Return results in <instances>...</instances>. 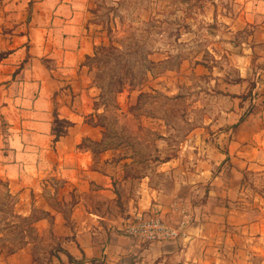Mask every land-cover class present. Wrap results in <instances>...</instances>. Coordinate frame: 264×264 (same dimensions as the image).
I'll use <instances>...</instances> for the list:
<instances>
[{"label":"crops","instance_id":"crops-1","mask_svg":"<svg viewBox=\"0 0 264 264\" xmlns=\"http://www.w3.org/2000/svg\"><path fill=\"white\" fill-rule=\"evenodd\" d=\"M192 1L144 7L154 15ZM221 2L220 60L238 80L214 74L216 115L191 135L196 170L166 193L95 153L101 111L86 64L105 39L93 0H0V194L33 233L13 251L0 246V264H264V0ZM156 210L170 226L187 215L184 236L127 235Z\"/></svg>","mask_w":264,"mask_h":264},{"label":"rangeland","instance_id":"rangeland-1","mask_svg":"<svg viewBox=\"0 0 264 264\" xmlns=\"http://www.w3.org/2000/svg\"><path fill=\"white\" fill-rule=\"evenodd\" d=\"M145 1L93 0L91 21L105 39L86 64L97 94L95 107L101 111L96 122L103 136L94 149L96 155L111 153L133 178L146 174L150 184L168 193L196 170L201 153L194 143L197 135H191L216 115L219 83L214 74L226 69L229 81L238 78L224 57L220 60L225 47L219 35L226 32L220 15L228 5L194 0L155 8L150 15ZM198 65L214 73L198 74ZM121 158L125 163L120 164ZM10 209L0 194V246L13 251L32 229Z\"/></svg>","mask_w":264,"mask_h":264},{"label":"built area","instance_id":"built-area-1","mask_svg":"<svg viewBox=\"0 0 264 264\" xmlns=\"http://www.w3.org/2000/svg\"><path fill=\"white\" fill-rule=\"evenodd\" d=\"M188 225V216L182 215L175 225L166 224L159 213L155 211L147 218L137 217L127 226V235L141 243L169 242L184 236Z\"/></svg>","mask_w":264,"mask_h":264},{"label":"trees","instance_id":"trees-1","mask_svg":"<svg viewBox=\"0 0 264 264\" xmlns=\"http://www.w3.org/2000/svg\"><path fill=\"white\" fill-rule=\"evenodd\" d=\"M251 97V91L246 95V96H244L243 97V99H248V98H250ZM243 118V117H242Z\"/></svg>","mask_w":264,"mask_h":264}]
</instances>
